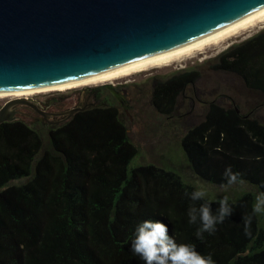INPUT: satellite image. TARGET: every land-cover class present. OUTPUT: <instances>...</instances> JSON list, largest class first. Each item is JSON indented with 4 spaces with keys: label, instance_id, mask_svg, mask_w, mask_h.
Here are the masks:
<instances>
[{
    "label": "trees",
    "instance_id": "16d2710c",
    "mask_svg": "<svg viewBox=\"0 0 264 264\" xmlns=\"http://www.w3.org/2000/svg\"><path fill=\"white\" fill-rule=\"evenodd\" d=\"M221 63L264 96V32ZM174 84L158 85L154 101L169 95ZM101 89L85 93L99 98ZM220 113L210 108L208 118L215 124L210 133L205 125L183 138L190 169L199 179L221 186L231 167L264 194V127L235 111ZM49 141L51 148L42 152V140L29 126L21 121L0 124V264H143L130 249L144 220L167 225L177 244H194L215 264H264V229L253 213L252 194L229 200L233 214L213 234L197 239L199 218L189 223L193 202L185 195L195 189L154 165L128 170L137 148L110 103L76 113L50 130ZM209 202L215 214L219 204Z\"/></svg>",
    "mask_w": 264,
    "mask_h": 264
},
{
    "label": "water",
    "instance_id": "95a60500",
    "mask_svg": "<svg viewBox=\"0 0 264 264\" xmlns=\"http://www.w3.org/2000/svg\"><path fill=\"white\" fill-rule=\"evenodd\" d=\"M262 12L264 0H0V93L61 85L182 50ZM28 101L6 102L0 124L16 121L11 108Z\"/></svg>",
    "mask_w": 264,
    "mask_h": 264
},
{
    "label": "rangeland",
    "instance_id": "374dc122",
    "mask_svg": "<svg viewBox=\"0 0 264 264\" xmlns=\"http://www.w3.org/2000/svg\"><path fill=\"white\" fill-rule=\"evenodd\" d=\"M263 32L264 19L219 43L205 46L164 66L152 67L107 82L65 91L41 92L24 98L41 104L49 101L61 110L75 108L82 94L87 99L84 104L110 103L117 109L131 143L137 148V154L130 161L128 170L142 165H154L178 174L183 182L195 190L205 189V199L208 201H218L224 196L233 200L244 193H250L255 207L257 197L261 194L251 184L237 183L224 189L196 177L190 169L181 142L190 131L200 126L206 125L207 133L211 132L215 127L211 120L214 118H208L211 107L219 113L235 111L243 118L255 120L257 125L264 127V96L246 87L240 74L221 66L222 57ZM186 74H192V78H182ZM172 80L175 82L174 90L154 101V91L158 85ZM99 87L102 88L99 98H91L85 93L86 89ZM11 99L14 98H0V106ZM21 111V117L16 121L26 124L40 136L42 152L50 149L49 132L52 129L42 124L41 117L33 111ZM24 181H14L13 185ZM255 215L259 228L264 229V211Z\"/></svg>",
    "mask_w": 264,
    "mask_h": 264
},
{
    "label": "clouds",
    "instance_id": "9594fccd",
    "mask_svg": "<svg viewBox=\"0 0 264 264\" xmlns=\"http://www.w3.org/2000/svg\"><path fill=\"white\" fill-rule=\"evenodd\" d=\"M224 178L226 184L220 187L227 189L234 184L243 183L240 180V174L232 172L231 167L225 169ZM193 202L188 216L189 223L196 224L199 218V227L196 230V238L203 240V234L209 235L216 231V225L223 223L224 220L233 214V207L229 203V197L224 196L216 201L219 204L215 214L210 207L211 203L205 200L207 191L205 189L195 190L191 193H185ZM204 200L205 202L197 209L194 202ZM264 211V194L257 197L253 213ZM198 212V217H197ZM243 219V217H242ZM250 217L245 220V232L250 223ZM135 238L131 240V252L138 255L143 264H215L211 255L202 256L196 251L194 244H177L173 238L168 235L167 225L161 222L144 220L135 229Z\"/></svg>",
    "mask_w": 264,
    "mask_h": 264
},
{
    "label": "bare ground",
    "instance_id": "6f19581e",
    "mask_svg": "<svg viewBox=\"0 0 264 264\" xmlns=\"http://www.w3.org/2000/svg\"><path fill=\"white\" fill-rule=\"evenodd\" d=\"M262 19H264V12L257 14L255 16L251 17L250 19H248V20H246V21H244V22H242L236 26L230 27V28L226 29L225 31H223V32H221L215 36L206 38V39H204V40H202L196 44H193L189 47H186L182 50H178L175 52L164 54V55H161V56L156 57V58L143 60L139 63L132 64V65H126L124 67L112 70L110 72H106V73H103L100 75H96V76H92V77H88V78H84V79L75 80V81L64 83L61 85H56V86L47 87V88H43V89H37V90L3 92V93H0V98H24L26 96H30V95H33L36 93H41V92L44 93V92H48V91H65V90L78 88L81 86H87L90 84L107 82V81L118 79L121 77L130 76L132 74L145 71V70L152 68V67L164 66L170 62L176 61L177 59H179L183 56H188L191 53L198 51L205 46L219 43L227 37L236 35V33L238 31H241V30L243 31V29L248 28L249 26H251L256 21H260Z\"/></svg>",
    "mask_w": 264,
    "mask_h": 264
},
{
    "label": "flooded vegetation",
    "instance_id": "af4514ba",
    "mask_svg": "<svg viewBox=\"0 0 264 264\" xmlns=\"http://www.w3.org/2000/svg\"><path fill=\"white\" fill-rule=\"evenodd\" d=\"M84 94H82L77 102L75 103L76 107L75 108H72V109H76V108H80V109H83L84 107H87L88 105H91L90 103H85L87 101V99H84ZM86 100V101H85ZM6 103V102H5ZM4 103V104H5ZM28 105L27 104H16L14 105L11 110L15 111L16 114H15V117L16 118H20L21 117V114H22V111L21 110H28L29 112L33 111L34 113L38 114L40 117H41V122L42 124L48 126L50 129H54V128H57V127H60L62 126L63 124L67 123L68 121L71 120V118L78 112H76L72 117L70 118H67V115L66 114H63V113H66L67 111L71 110V109H67V110H61L59 109L54 103H50L49 101H46V102H42L39 103V102H35V101H28ZM3 104V105H4ZM35 105L38 110L40 111L41 114H39L37 111H35L33 108H31L29 105ZM2 105V106H3ZM95 104L92 103L91 106H89L88 108H91L93 107ZM0 106V108L2 107ZM86 108V109H88ZM85 111V110H84ZM81 112V111H79Z\"/></svg>",
    "mask_w": 264,
    "mask_h": 264
}]
</instances>
